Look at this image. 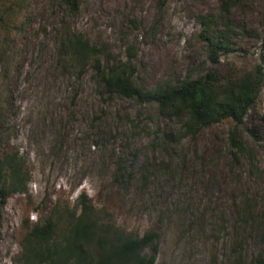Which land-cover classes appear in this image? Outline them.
Masks as SVG:
<instances>
[{"label": "rangeland", "instance_id": "rangeland-1", "mask_svg": "<svg viewBox=\"0 0 264 264\" xmlns=\"http://www.w3.org/2000/svg\"><path fill=\"white\" fill-rule=\"evenodd\" d=\"M26 1L15 23L32 20L21 35L4 41L0 30V155L18 153L29 175L27 192L0 205V264H20L22 239L39 221L79 215L83 194L116 229L155 231V264H261L264 86L243 125L223 121L172 141L185 117L108 96L91 64L80 72L59 57L69 30L130 62L148 90L206 74L221 84L263 64L264 0L232 11L236 49L215 63L202 20L218 14L219 0H78L75 12L59 0ZM7 5L0 0V15ZM234 130L245 148L236 159ZM118 164L129 174L123 186ZM244 207L255 220L242 222Z\"/></svg>", "mask_w": 264, "mask_h": 264}, {"label": "trees", "instance_id": "trees-1", "mask_svg": "<svg viewBox=\"0 0 264 264\" xmlns=\"http://www.w3.org/2000/svg\"><path fill=\"white\" fill-rule=\"evenodd\" d=\"M70 12L78 9V0H59ZM220 8L216 15L209 14L202 20L205 40L209 47V58L215 63L221 54L235 51V32L232 11L242 6V0H219ZM29 8L26 0H8V5L0 15V30L6 37L14 30L21 35L25 21L32 13L16 24L17 16ZM8 43V42H7ZM60 63L63 68L83 71L91 64L94 79L104 94L132 100L137 104H155L161 115L180 119L185 117L183 129L172 141L194 138L201 129L209 128L223 121H231L236 128L244 124L248 113L254 107L264 86V62L252 71L239 77L219 82L216 74L181 82H166L148 90L134 82V67L129 63L109 58L104 49L90 45L81 34L64 32L60 41ZM6 50L4 51V54ZM103 56L107 58L104 60ZM3 114L0 110V125ZM264 120V115L263 118ZM230 142L235 151L233 157L245 151L237 132H230ZM129 178L122 165L114 180L124 185ZM29 175L25 162L18 153L0 155V205H4L9 195L26 193ZM81 206L79 215L75 213L39 221L29 228L22 239L20 264H155L158 254V234L155 231L142 236L126 234L104 220L83 194L78 198ZM243 209L241 216L245 224L256 218ZM264 226V217L262 219ZM259 220H256V224ZM259 226V225H258ZM62 227L63 234L57 231ZM258 262L264 264L259 258Z\"/></svg>", "mask_w": 264, "mask_h": 264}]
</instances>
